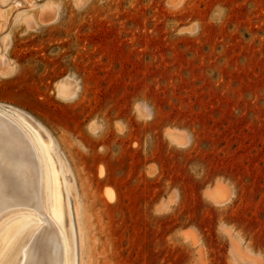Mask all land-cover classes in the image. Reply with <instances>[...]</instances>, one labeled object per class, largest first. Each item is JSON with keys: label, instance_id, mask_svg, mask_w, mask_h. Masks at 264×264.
I'll return each mask as SVG.
<instances>
[{"label": "rangeland", "instance_id": "obj_1", "mask_svg": "<svg viewBox=\"0 0 264 264\" xmlns=\"http://www.w3.org/2000/svg\"><path fill=\"white\" fill-rule=\"evenodd\" d=\"M0 104L51 140L0 264H264V0H0Z\"/></svg>", "mask_w": 264, "mask_h": 264}, {"label": "bare ground", "instance_id": "obj_2", "mask_svg": "<svg viewBox=\"0 0 264 264\" xmlns=\"http://www.w3.org/2000/svg\"><path fill=\"white\" fill-rule=\"evenodd\" d=\"M58 93L60 94V96L65 95L66 88L61 86L58 90ZM20 121H22L20 116L15 117L7 109L6 105L0 104V211L5 209L7 206H11L12 203L14 204V201L16 200H19V202H21L19 203V205L24 203L26 204L29 203L28 205L34 207L35 209L38 208L39 206L38 205L39 193H37V190H39L38 187L40 185L41 173L42 175H44L43 174L44 171L42 172L41 171L42 169H40L41 167L39 162H41V159L39 161L38 158L39 153L37 152V148H40V150L43 151V154L46 155L47 152H49L48 145L51 142V140L46 138V142H45V140H41L37 136L33 138L32 136L29 135L28 131L25 129V127L21 124ZM9 154L12 156L13 158L12 160H10L11 158L9 159ZM54 194H55L54 196L55 200L53 207L55 210L61 212L62 204H60L61 202H59V197L56 190ZM107 196L111 198L110 193H107ZM17 223H15L16 226ZM11 225L12 224H10V226ZM22 230L21 233H23ZM18 231L20 234V230ZM29 233H28V237H29ZM24 235L27 238V234ZM32 237H34L33 240H37V241L32 240L33 243L31 242L32 244H36L35 247L37 246L36 252L34 254L30 255L31 243L29 242L28 244H25L26 239L24 237L21 239V242L19 244L16 243L17 241L15 242L16 243V246L14 245L15 248L13 247L14 249L12 250L10 248L11 251L8 252V254L6 253L7 251L4 252V254L5 253L7 254L6 257L7 261L10 260L12 262L13 258L16 256L17 253L20 255V257L18 262L16 263H24L25 259H28L27 260L28 264H71L72 263L71 250H70L71 248L69 241L67 240L65 234L61 229H59V234L57 233V230L53 227L51 222H48L47 225L38 228L35 235H33ZM13 238H11V240H13ZM22 246H25L23 250H22ZM4 263L7 262L5 261Z\"/></svg>", "mask_w": 264, "mask_h": 264}]
</instances>
